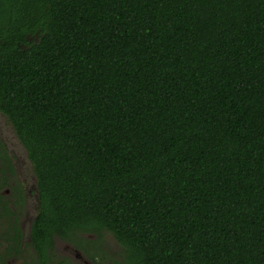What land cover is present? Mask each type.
Segmentation results:
<instances>
[{"label":"trees","instance_id":"16d2710c","mask_svg":"<svg viewBox=\"0 0 264 264\" xmlns=\"http://www.w3.org/2000/svg\"><path fill=\"white\" fill-rule=\"evenodd\" d=\"M0 112L34 264L101 231L127 264H264V0H0Z\"/></svg>","mask_w":264,"mask_h":264},{"label":"rangeland","instance_id":"374dc122","mask_svg":"<svg viewBox=\"0 0 264 264\" xmlns=\"http://www.w3.org/2000/svg\"><path fill=\"white\" fill-rule=\"evenodd\" d=\"M0 139L5 142L11 157L14 159L17 180L25 183L26 187H28L27 190L31 189L33 191V196H29L30 205L26 208L23 206V217L21 215L22 225L28 230L31 221L33 223L39 209L37 179L26 149L17 137L10 121L1 112ZM10 183L11 180L9 179V183L4 185L0 191L5 192ZM7 202L16 204L13 196H11ZM4 228L5 224L0 220V255H3V263L8 261V264H19V262H23V264H34V251L27 238L25 240L26 244L19 255L13 253H10V255H8V253L5 255L3 254L4 248L6 247L2 239ZM77 236L83 239H90L93 242L90 248L85 251L82 248L76 247L72 242L57 239L53 264H127L125 261L124 247L118 243L112 233L101 231L100 233H80ZM69 244L78 249L81 258L79 257V253V256H77L76 253L72 251L73 248L69 246Z\"/></svg>","mask_w":264,"mask_h":264},{"label":"flooded vegetation","instance_id":"af4514ba","mask_svg":"<svg viewBox=\"0 0 264 264\" xmlns=\"http://www.w3.org/2000/svg\"><path fill=\"white\" fill-rule=\"evenodd\" d=\"M0 141L3 143V146H4V149L0 147V189L4 185H7L9 183V179L11 180V183L7 187L5 192L0 191V220L5 224V228L3 229L4 233H3L2 239L4 240L6 247L4 248L3 254L5 255L8 253V255H10V253H13V254H17V253L15 252L14 249H11L9 247L12 241L8 240L9 235L6 234L7 233L6 231H10L12 234L14 233V236L17 232L20 233L21 249H23L24 245L26 244L25 242L26 238L28 242L31 241L29 233L31 232L32 221L30 223L29 229L26 230V228L22 225L21 219L23 217V213H22L23 206H25L26 208L27 206L30 205L29 196H33L32 195L33 191L31 189L27 190L28 187H26L25 183H22L21 181L17 180L16 166L14 163V159L13 157H11L8 147L5 144V142L1 139ZM11 196H13L14 201H16V204L7 202ZM16 226H18L19 228H15ZM90 242L91 243H88V245L91 246L93 242L91 240ZM72 243L76 247H79L80 245V242L77 240H74V242ZM15 246L17 245L14 243L13 247L15 248ZM69 246H71L73 248L72 251H74L76 255L79 256L80 253L78 249L73 247L71 244H69ZM55 249H56V244H55ZM19 254L20 253H18L17 255ZM0 256H3V255H0ZM79 257L81 258V254ZM5 264H8V261L5 262ZM19 264H23V262H19Z\"/></svg>","mask_w":264,"mask_h":264}]
</instances>
